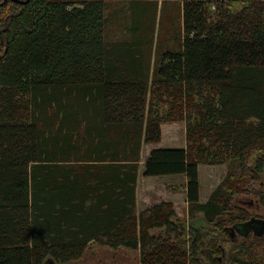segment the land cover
<instances>
[{
    "label": "trees",
    "instance_id": "1",
    "mask_svg": "<svg viewBox=\"0 0 264 264\" xmlns=\"http://www.w3.org/2000/svg\"><path fill=\"white\" fill-rule=\"evenodd\" d=\"M105 8L0 0V264H71L94 241L141 264H264V215L233 203H264V0H185L155 60L148 38H107ZM209 87L201 107L191 91ZM193 107L208 115L192 127ZM182 120L188 146L153 149L144 176H187L191 227L172 203L137 204L143 145ZM226 161L201 202L199 165Z\"/></svg>",
    "mask_w": 264,
    "mask_h": 264
},
{
    "label": "rangeland",
    "instance_id": "2",
    "mask_svg": "<svg viewBox=\"0 0 264 264\" xmlns=\"http://www.w3.org/2000/svg\"><path fill=\"white\" fill-rule=\"evenodd\" d=\"M74 4L79 5L83 1L91 0H69ZM105 3V15L109 18V23L106 29L107 38L111 41H127L132 42L134 40H144L147 38L153 41V60H155L162 51L167 49L172 50L177 48V40L175 39L174 27L181 26L182 23V7L185 0H101ZM140 5V6H139ZM211 11H215V7H211ZM183 33V30L181 31ZM154 64V62H153ZM193 99L203 107L204 101L208 98L209 101L218 100V92L214 87H209L208 89L198 92V90L191 91ZM162 99L164 100L163 113H166L164 116L171 112L172 108V96L168 94H163ZM193 115V116H192ZM197 116L194 120L193 117ZM201 115L207 116L208 113L205 111L201 112L198 108L193 107L190 112L188 111L186 116H191L192 127L196 121L200 119ZM179 122L182 123L183 129L181 136L177 133L176 136L166 131L163 140L157 143L144 144L142 147V153L147 154L149 150L157 148H174L178 147L185 143L186 147L188 146L187 140V123L185 120L182 121H168L165 123ZM161 124V128H162ZM186 125V127H185ZM181 127V126H180ZM196 130V129H195ZM171 140L174 142L171 144ZM179 143H181L179 145ZM209 142L205 141L203 144L208 145ZM166 146V147H165ZM181 148V147H179ZM142 158L141 164L144 166L145 160ZM141 165V169H143ZM219 166L214 168V170L205 169V166H202L200 182L201 188L206 193H210L212 188L215 186L214 190L221 184V182L227 177L228 174V165L229 161H226L221 164H214ZM220 170V173L218 172ZM145 170V167H144ZM143 170V171H144ZM140 177V174H139ZM219 177V182H217ZM144 183V182H142ZM142 183L140 184V189L137 191V194L140 198V208L138 211L147 210L155 205L161 203H172L177 215L186 221L188 225L194 220L193 216L189 213V204L187 199V204L180 202L176 205L170 199L173 196L174 190L180 188V186L172 181L167 183H152L151 188L145 186L143 188ZM146 185V184H145ZM259 189L264 191V174L262 179L257 184ZM138 190V187H137ZM207 190V191H206ZM213 190V191H214ZM212 191V192H213ZM175 193V192H174ZM187 194V191H186ZM212 194V193H211ZM211 196V195H210ZM187 197V196H186ZM261 196L254 193H240L236 194L233 198V203L242 205L256 215H264V203ZM204 198V197H202ZM210 198V197H209ZM201 201V200H200ZM203 202V201H201ZM205 202V201H204ZM138 204V203H137ZM143 205V206H142ZM143 209V210H142ZM255 227H258L259 224H254ZM154 235L157 234V231L153 232ZM86 252L77 261H74L71 264H141L139 252L137 250H130L124 247L112 248L107 245H102L96 241L91 242L86 247Z\"/></svg>",
    "mask_w": 264,
    "mask_h": 264
},
{
    "label": "crops",
    "instance_id": "3",
    "mask_svg": "<svg viewBox=\"0 0 264 264\" xmlns=\"http://www.w3.org/2000/svg\"><path fill=\"white\" fill-rule=\"evenodd\" d=\"M183 126L184 125L182 123H179V122L162 124V138H161V140H163L164 135H166L167 129H168V132L173 133L175 136H176L175 133H177L179 136H181V132H182ZM185 127H186V125H185ZM185 133H186V130H185ZM170 143L173 144L174 142L171 140ZM180 144L181 143H179V145ZM179 147L186 148V139H185V143L184 144H182V145H180L178 147H174V148H179ZM161 148H164V147H161ZM150 152H151V150H149L147 154L143 155V153H142V158L144 159L146 156L149 155ZM202 166H205L204 168L205 169H209V170H214V168L219 167V166H216V165L200 164L199 165V179L201 177L200 175H201ZM142 167H143V169H141V171H140V177H139V181H138V190L137 191H139L140 184L142 182H144V183H142L143 188H145V186H147L148 188H151L152 185H154L152 183H156V182H160V183H164L165 182V183H167L168 181H172V182L177 183L180 186V188H177L176 190H174L175 193L172 192L173 196L170 199L176 205H178L180 202H183V203L187 204V197H186L187 196V194H186L187 176L185 174H171V175H164V176H144V171H143L144 170V166L142 165ZM218 172L220 173L219 169H218ZM220 179L218 177L217 182H219ZM201 184L202 183L200 182V186H201ZM215 186L212 188V190H211V192L209 194L208 193L205 194V191L200 187V200L203 201V202L207 201L209 199L212 191L214 190ZM202 197H204V198H202ZM140 198L141 197H139L138 194H137L138 208H140V206H139L140 205ZM140 210H141V208H140Z\"/></svg>",
    "mask_w": 264,
    "mask_h": 264
},
{
    "label": "flooded vegetation",
    "instance_id": "4",
    "mask_svg": "<svg viewBox=\"0 0 264 264\" xmlns=\"http://www.w3.org/2000/svg\"><path fill=\"white\" fill-rule=\"evenodd\" d=\"M5 1V0H4ZM15 1H18V2H22V3H25L27 2V0H15ZM191 227V225H189ZM190 227L188 228V230L190 229Z\"/></svg>",
    "mask_w": 264,
    "mask_h": 264
},
{
    "label": "water",
    "instance_id": "5",
    "mask_svg": "<svg viewBox=\"0 0 264 264\" xmlns=\"http://www.w3.org/2000/svg\"><path fill=\"white\" fill-rule=\"evenodd\" d=\"M6 1V0H5ZM28 1V0H27ZM44 264H55L53 261L51 263L45 262Z\"/></svg>",
    "mask_w": 264,
    "mask_h": 264
}]
</instances>
